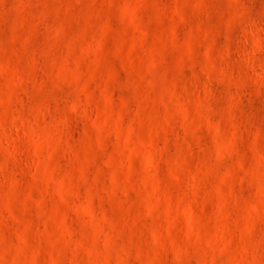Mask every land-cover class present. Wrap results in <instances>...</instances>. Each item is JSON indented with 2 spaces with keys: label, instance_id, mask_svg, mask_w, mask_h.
I'll return each instance as SVG.
<instances>
[{
  "label": "clouds",
  "instance_id": "1",
  "mask_svg": "<svg viewBox=\"0 0 264 264\" xmlns=\"http://www.w3.org/2000/svg\"><path fill=\"white\" fill-rule=\"evenodd\" d=\"M0 264H264V0H0Z\"/></svg>",
  "mask_w": 264,
  "mask_h": 264
}]
</instances>
